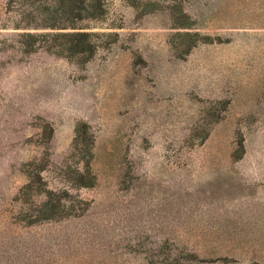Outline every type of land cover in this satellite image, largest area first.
<instances>
[{
    "label": "rangeland",
    "instance_id": "obj_1",
    "mask_svg": "<svg viewBox=\"0 0 264 264\" xmlns=\"http://www.w3.org/2000/svg\"><path fill=\"white\" fill-rule=\"evenodd\" d=\"M89 4L0 0V264H264V0Z\"/></svg>",
    "mask_w": 264,
    "mask_h": 264
},
{
    "label": "trees",
    "instance_id": "obj_2",
    "mask_svg": "<svg viewBox=\"0 0 264 264\" xmlns=\"http://www.w3.org/2000/svg\"><path fill=\"white\" fill-rule=\"evenodd\" d=\"M85 0H81V2H84ZM89 3L92 1L95 4H89L88 7L92 8H98L100 9V0H87ZM93 13V12H90ZM24 35V39L22 41V44L24 45L26 51H34L37 48L44 47L49 51H54L57 53H77V54H87L94 50V43L90 40L91 33L88 31H72V32H65L60 34H53L54 36H62L65 37L66 40L64 41H56L52 40V42H43L39 39V36L42 34H33L31 32H26ZM37 174V178H40V175ZM37 179L36 182H39ZM35 182V181H33ZM39 185V184H37ZM32 183L30 182L28 184V187H32ZM35 194L38 195L42 190L40 186H36ZM44 195H46V199L42 201L43 207L42 212L40 215H42L40 218L46 219V218H53L56 215V212H54L57 208V203L54 202V199L52 197V191L45 190ZM58 201V200H57ZM47 213V214H46Z\"/></svg>",
    "mask_w": 264,
    "mask_h": 264
}]
</instances>
